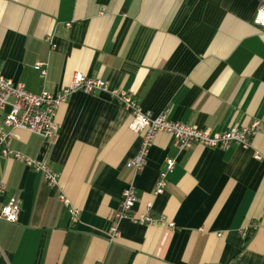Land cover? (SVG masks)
<instances>
[{"label": "crops", "instance_id": "obj_1", "mask_svg": "<svg viewBox=\"0 0 264 264\" xmlns=\"http://www.w3.org/2000/svg\"><path fill=\"white\" fill-rule=\"evenodd\" d=\"M263 3L0 0V73L33 93H56L81 72L154 115L169 108V119L215 132L264 122V26L254 23ZM131 118L109 92L75 90L59 105L53 140L14 131L9 146L47 162L58 180L49 188L40 172L0 154V211L12 196L20 203L16 222L0 220V264H264V132L246 148L179 151L161 131L133 173L125 163L141 134ZM167 158L174 167L155 194ZM129 184L137 197L129 214L150 205L164 222L121 218L111 240Z\"/></svg>", "mask_w": 264, "mask_h": 264}, {"label": "built area", "instance_id": "obj_2", "mask_svg": "<svg viewBox=\"0 0 264 264\" xmlns=\"http://www.w3.org/2000/svg\"><path fill=\"white\" fill-rule=\"evenodd\" d=\"M254 23L264 26V3L257 9ZM43 65L44 62L42 61L34 63V69L39 71L41 77L46 75V69L42 68ZM75 90H82L87 93L109 92L111 97L130 112L132 118L129 128L141 134V143L137 153L125 163V166L133 173L143 169L155 136L161 131L171 135L173 145L179 151L189 149L194 145L223 150L230 148L232 145L246 148L249 147L253 136L259 132H264V122L260 120H252L244 125L235 124L224 131L215 132L209 128H199L196 125L169 119V108L154 115L143 109L131 93L119 89H110L106 80L88 77L81 72H75L70 85L63 87L56 93L46 89L33 93L22 82H14L0 73V113L5 111L2 121L3 126L0 129V154L20 161L34 171L40 172L49 188L57 186L58 173L47 162L11 148L9 140L15 136L14 131L17 129L27 130L44 140H53L58 132L56 114L59 105L67 101L69 95ZM255 158H260V155L255 154ZM174 163L175 161L172 158L165 160V169L159 173L155 183V194L164 190L167 184V173L173 169ZM3 192L4 187L0 184V193ZM58 198L62 203L69 204L68 199L63 194L59 193ZM136 202L135 189L132 184H129L122 193L118 208L108 228L109 239L112 240L118 237L119 233L115 221L121 218H127L132 223L141 225L164 222L163 217L151 215L150 205H148L145 212L130 215L129 213L133 210ZM19 211V199L12 196L0 211V220L14 223L18 219ZM77 214L78 210L71 209L72 220L76 219ZM247 232L243 231L242 234L247 235Z\"/></svg>", "mask_w": 264, "mask_h": 264}, {"label": "trees", "instance_id": "obj_3", "mask_svg": "<svg viewBox=\"0 0 264 264\" xmlns=\"http://www.w3.org/2000/svg\"><path fill=\"white\" fill-rule=\"evenodd\" d=\"M249 235H250V234L248 233V234L246 235V237H245V238H246V239H248V238H249Z\"/></svg>", "mask_w": 264, "mask_h": 264}]
</instances>
